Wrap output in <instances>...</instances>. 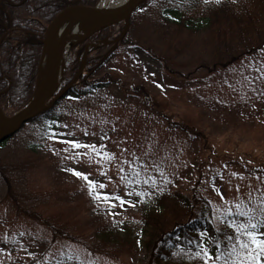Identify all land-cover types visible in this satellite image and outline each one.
Returning a JSON list of instances; mask_svg holds the SVG:
<instances>
[{"label":"rangeland","instance_id":"374dc122","mask_svg":"<svg viewBox=\"0 0 264 264\" xmlns=\"http://www.w3.org/2000/svg\"><path fill=\"white\" fill-rule=\"evenodd\" d=\"M158 5L159 0H154L137 14L140 25L131 39L140 40V45L122 48L108 59L93 77L99 89L88 96L63 100L53 129L58 139L49 138L52 132L46 138L71 157L51 164L45 168L49 169L47 174L44 171L37 178L36 184L51 190L42 202L53 215L76 209L75 221L79 228L88 229L86 234L110 220H128L140 204V187L151 191L197 189L211 200L219 218L243 212L244 203L255 198V190L262 184L264 189V177L259 176L264 171V48L232 66H218L215 72L207 73L206 68H198L195 45L178 55L146 33ZM123 29L121 24L112 28L109 40ZM140 35L143 39H138ZM196 43L204 44L202 48L212 45L210 41ZM143 45L152 46L166 61L152 56ZM75 48L69 69L81 63V49ZM109 74L120 79L126 89L107 83ZM137 86L149 93L150 107L132 92ZM30 136L28 129L21 130L0 150V158L18 159L25 153ZM69 139L92 147H71L64 143ZM67 169L90 173V179L106 186L101 189L97 184L94 191L114 194L113 203L94 199L87 182ZM74 182L78 187L83 184L81 191L68 193L58 188ZM115 196L123 197V206ZM3 205L7 206L0 207L4 215L0 220V264H27L40 258L49 244L47 238L6 237L11 230L3 223L16 211L10 202ZM69 230L74 228L69 225ZM64 246L67 250L45 254L41 258L44 264H91L79 247ZM144 256L141 251L126 257L125 263L137 264Z\"/></svg>","mask_w":264,"mask_h":264},{"label":"trees","instance_id":"16d2710c","mask_svg":"<svg viewBox=\"0 0 264 264\" xmlns=\"http://www.w3.org/2000/svg\"><path fill=\"white\" fill-rule=\"evenodd\" d=\"M98 1L0 0V40L3 38L0 45V103L9 116L24 109L34 96L44 37L55 16L71 4H96ZM150 2L134 11L130 28L122 40L89 52L84 74L63 100L92 94L99 88L93 77L108 59L119 54L122 48L140 45V40L133 42L131 36L139 24L138 12ZM150 20V31L146 30L148 35L167 44L170 51L178 55L185 47L195 45L193 52L198 68H206L207 73L215 72L218 66H232L242 57L254 55L264 48V0H159ZM112 28L94 33L88 42L79 45L80 56L88 43L105 40ZM198 41H210L212 45L202 48L204 44L197 45ZM143 47L163 63L166 61L152 46ZM79 67L80 64L66 71L64 87L72 82ZM165 68L169 69L166 65ZM108 76L107 83L120 90L126 89L120 79ZM131 90L143 97L144 105L150 107V95L144 88L137 86ZM63 100L23 126L22 131L28 129L31 134L25 153L18 159L15 156L0 158V207L6 208L3 204L10 202L16 211L3 223L5 229L11 230L6 237L42 236L49 242L42 256L27 264H44L41 258L47 253L67 250L64 244L79 247L81 255L91 264H127L126 257L141 251L145 256L137 264H203L205 251L211 255L208 264L213 261L214 264H253L249 252L264 264V255L258 254L250 238L244 235L245 231L252 230V224H260L259 231L264 227L263 184L255 190V198L244 203L243 212L247 215L239 212L219 218L211 200L197 189L190 192L168 188L151 191L141 187L140 204L128 220H110L97 225L88 234L85 233L88 229L79 228L75 221L76 209L50 214L42 198L51 195V190H43L36 182L44 171L47 174L49 169L45 168L71 157L60 145L46 139L55 129L57 108ZM7 142L0 145V150ZM40 148L43 149L40 151ZM259 176L264 177V171L261 170ZM82 187L83 184L78 187L75 182L71 186L67 183L58 186L68 193L81 191ZM3 218L0 213V220ZM241 224L246 227L238 232ZM69 225L74 228L73 232ZM242 243H247L248 247L242 248Z\"/></svg>","mask_w":264,"mask_h":264},{"label":"water","instance_id":"95a60500","mask_svg":"<svg viewBox=\"0 0 264 264\" xmlns=\"http://www.w3.org/2000/svg\"><path fill=\"white\" fill-rule=\"evenodd\" d=\"M146 1L147 0H129L123 10L105 8L100 6L99 4L93 5L83 2L72 4L61 10L48 26L45 35L44 44L46 43V41H49L50 46L53 49V61L49 76L40 87L38 86V81L37 89L32 100L30 101L28 106L17 115L9 117L0 103V143L16 134L25 123L33 120L36 116L51 109L59 99L66 95V93L76 84V82L82 76L86 67V61L89 52L88 46L85 50L84 60L76 77L66 88L61 89L65 72L67 44L65 41L58 38L57 28L65 18H67L70 14L77 12L81 14L88 23L92 24L93 29L85 39L89 38L97 31L117 25L121 22H125L126 27L124 33L120 37L121 39L129 29L130 18L133 11ZM93 46L100 47V45L96 44H93ZM44 56L45 45L41 63L39 66V73Z\"/></svg>","mask_w":264,"mask_h":264},{"label":"bare ground","instance_id":"6f19581e","mask_svg":"<svg viewBox=\"0 0 264 264\" xmlns=\"http://www.w3.org/2000/svg\"><path fill=\"white\" fill-rule=\"evenodd\" d=\"M129 0H101L100 5L103 7H111L117 10H123ZM131 23V22H130ZM93 29L92 24L88 23L85 18L75 12L65 18L57 28L58 38L65 41L67 44L66 50V65L67 67L72 58V48L78 42L83 41L86 36ZM3 38L0 40V45ZM53 61V49L50 46L49 41L45 43V56L40 69L38 86H42L51 71ZM76 68V67H75ZM74 69V68H73ZM71 69V70H73Z\"/></svg>","mask_w":264,"mask_h":264},{"label":"snow or ice","instance_id":"6c2138e0","mask_svg":"<svg viewBox=\"0 0 264 264\" xmlns=\"http://www.w3.org/2000/svg\"><path fill=\"white\" fill-rule=\"evenodd\" d=\"M218 2V0H217ZM52 134L49 136L50 139H58V137L55 135V131L51 130ZM64 143H66L67 145L74 147V148H88V147H92L91 145H82L79 142L75 141L74 139H69L67 141H65ZM68 149L65 148V151H67ZM97 155H100V153L98 152ZM105 155H108L107 153H105ZM68 171H71L74 173V175L78 178H82L83 180H85L89 186V191L90 192H94L93 198L97 199V200H101V202L104 203H108V204H112L113 203V199L112 197L114 196V194L109 193V192H99V191H94L95 188L97 187V184L99 186V188L103 189L106 186L103 183H99L97 180L95 179H90L89 176L91 175L89 174H85L82 171H76L75 169H67ZM120 171H123V169H120ZM233 175H237V173H233ZM116 200H120L121 201V206H123V204L125 203V201L123 200L122 196H115L114 197ZM241 215H247V213L241 212ZM246 226L241 224L238 228L237 231L239 232L241 228H245ZM261 225L260 224H252L251 231H245L244 235L250 238V242L252 245H255L256 249H258V254L264 255V231H259L258 229H260ZM242 248H247L248 244L247 243H242L241 244ZM249 258L253 261V264H261V262L259 260H257L252 252L248 253ZM198 258H199V254H197ZM205 256V260L203 262V264H208L209 260H211V255L205 251L204 253ZM212 264H214V261L212 262Z\"/></svg>","mask_w":264,"mask_h":264}]
</instances>
